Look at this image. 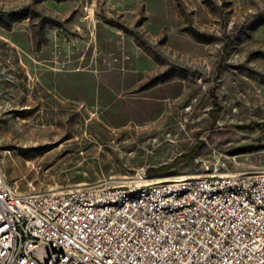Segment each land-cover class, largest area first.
<instances>
[{
    "label": "rangeland",
    "instance_id": "374dc122",
    "mask_svg": "<svg viewBox=\"0 0 264 264\" xmlns=\"http://www.w3.org/2000/svg\"><path fill=\"white\" fill-rule=\"evenodd\" d=\"M0 166L36 193L264 168V0H0Z\"/></svg>",
    "mask_w": 264,
    "mask_h": 264
},
{
    "label": "built area",
    "instance_id": "2783aa9c",
    "mask_svg": "<svg viewBox=\"0 0 264 264\" xmlns=\"http://www.w3.org/2000/svg\"><path fill=\"white\" fill-rule=\"evenodd\" d=\"M0 264H264V168L36 193L0 166Z\"/></svg>",
    "mask_w": 264,
    "mask_h": 264
},
{
    "label": "bare ground",
    "instance_id": "6f19581e",
    "mask_svg": "<svg viewBox=\"0 0 264 264\" xmlns=\"http://www.w3.org/2000/svg\"><path fill=\"white\" fill-rule=\"evenodd\" d=\"M130 97H126L111 103L106 110L116 113H121L122 115H131L134 114L136 111L139 112L142 110V106L138 105L135 102L130 101ZM136 112V113H137Z\"/></svg>",
    "mask_w": 264,
    "mask_h": 264
},
{
    "label": "trees",
    "instance_id": "16d2710c",
    "mask_svg": "<svg viewBox=\"0 0 264 264\" xmlns=\"http://www.w3.org/2000/svg\"><path fill=\"white\" fill-rule=\"evenodd\" d=\"M187 156H189V155L188 154L184 155V157H186V159H189V157H187ZM169 167H170V165H164L161 167V169L166 170Z\"/></svg>",
    "mask_w": 264,
    "mask_h": 264
}]
</instances>
